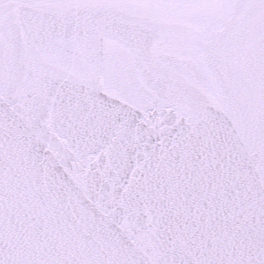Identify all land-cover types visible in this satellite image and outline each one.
I'll return each instance as SVG.
<instances>
[{"label":"snow or ice","instance_id":"1","mask_svg":"<svg viewBox=\"0 0 264 264\" xmlns=\"http://www.w3.org/2000/svg\"><path fill=\"white\" fill-rule=\"evenodd\" d=\"M0 264H264V0H0Z\"/></svg>","mask_w":264,"mask_h":264}]
</instances>
